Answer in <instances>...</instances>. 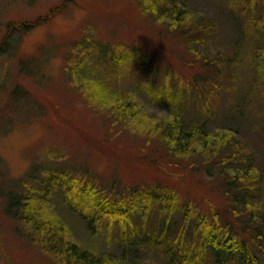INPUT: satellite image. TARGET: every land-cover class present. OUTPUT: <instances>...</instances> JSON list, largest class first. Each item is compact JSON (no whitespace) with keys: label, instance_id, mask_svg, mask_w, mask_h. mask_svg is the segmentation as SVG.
<instances>
[{"label":"rangeland","instance_id":"obj_1","mask_svg":"<svg viewBox=\"0 0 264 264\" xmlns=\"http://www.w3.org/2000/svg\"><path fill=\"white\" fill-rule=\"evenodd\" d=\"M172 1L184 5L194 23L201 17L212 20L205 41L190 44L176 37L167 30L170 20L147 17L139 0H0V43H5L0 52V264H61L42 249L34 230L8 212V191L28 180L34 167L41 168L33 174L38 180L51 169L119 187L158 180L205 208L229 206L220 188L223 174L211 178L202 165L192 169L194 159L172 156L152 138L150 124L172 110L173 103L162 99L169 87L182 92L188 114L210 97L215 112L210 127L235 134L253 156L264 202V78L251 67L258 50L264 60V0H255L252 12L233 0ZM39 19L25 33L14 29L15 23ZM119 43L144 54L146 61L131 62L121 76H109L99 67L95 49L103 44L106 54ZM207 54L221 55L223 75L215 94H206L213 85H204L199 87L205 96L199 97L190 87L191 76ZM98 79L106 83L96 84ZM78 82L96 92V105L84 98ZM118 91L136 93L138 115L121 120L98 107ZM44 207L65 221L69 240L95 251H119L102 231L88 230L61 195L53 193ZM129 255L141 263L166 264L149 247Z\"/></svg>","mask_w":264,"mask_h":264},{"label":"trees","instance_id":"obj_2","mask_svg":"<svg viewBox=\"0 0 264 264\" xmlns=\"http://www.w3.org/2000/svg\"><path fill=\"white\" fill-rule=\"evenodd\" d=\"M254 1L233 0L236 5H248L251 12L254 11ZM138 4L141 13L152 20L165 24L164 18L170 20L167 30L176 37L185 38L190 44L206 40L211 19L201 17L196 20L201 23H194L188 20L189 11L185 6L172 0H139ZM39 21L13 25L14 29L25 33ZM260 29L257 27V31ZM9 35L8 31L7 37ZM2 44L4 41L0 43V52ZM76 44L83 46L84 41H76ZM95 50L99 51V67L109 76H121L131 62L144 64L146 61L144 54L121 43L107 50L106 54L103 44ZM203 56L199 70L191 76L192 85L187 84L195 90L197 88L199 97L205 96L199 86L213 85L206 90V94L212 93L223 75L220 54ZM255 57L252 70L264 78V60L260 59L259 50ZM94 81L96 84L106 83L102 79ZM80 82L77 86L82 95L94 104L98 100L96 92L90 90L89 84L85 86L84 83L83 86ZM169 88L165 94L163 92L162 99L173 103L170 115L153 120L149 132L168 154L194 159L191 161L192 169L202 165L211 178L223 174L220 188L229 197L228 209L219 210L212 204L205 208L194 199L183 198L169 182L157 180L119 187L115 182L104 184L97 178L90 179L87 175L66 169L60 172L47 170L38 180L33 174L41 168L34 167L28 174V180L18 181L8 191V212L18 222L34 230L42 249L56 257L59 263L146 264L129 257V252L149 247L156 249L166 264H264V202L259 197L261 178L255 169L253 156L244 149L235 134L210 127V121L215 117L210 97L204 105L203 101H198L195 110L188 114L191 110L181 100L182 92ZM104 89L109 90L107 86ZM112 94L111 101L98 107L109 110L121 120L140 113L135 92ZM170 173L177 181L178 175ZM31 178L36 179L35 183L28 182ZM53 193L61 195L64 204L88 230L93 234L102 231L115 242L120 252L86 249L69 240L65 221L55 214L46 213L45 202Z\"/></svg>","mask_w":264,"mask_h":264}]
</instances>
